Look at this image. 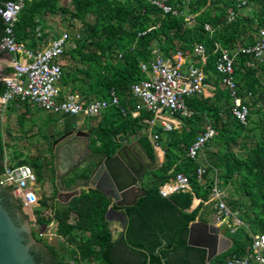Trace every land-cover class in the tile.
Listing matches in <instances>:
<instances>
[{
  "label": "trees",
  "instance_id": "16d2710c",
  "mask_svg": "<svg viewBox=\"0 0 264 264\" xmlns=\"http://www.w3.org/2000/svg\"><path fill=\"white\" fill-rule=\"evenodd\" d=\"M6 1L0 0V5ZM61 1L25 2L13 32L17 42L35 49L37 44L47 41L46 33L41 31L38 35L45 17L59 14L72 25L80 23L78 34L69 35L71 46L60 60V85L70 94H78L84 104L108 100L109 92L114 90L124 109L123 114L118 108L109 107L99 117L87 118L96 122L91 132L94 151L111 156L122 143L135 139L152 160L156 159L147 134L148 121L153 115L144 109H140L136 117L131 114L136 108L131 87L146 78L139 64L149 63L153 50L166 58L176 52L192 58L194 47L202 46L206 57L205 82L211 80L215 90L210 97L194 95L185 99L192 115L180 118V128L164 132L159 124L152 127L151 134L158 136L156 144L164 152V161L157 170L145 172L144 178L152 176L150 183L141 184L147 193L145 197L131 207L113 206L115 212L126 216L124 231L117 239L112 238V220L106 218L113 195L106 181L100 184V191H82L65 205L49 203L55 194L41 199L40 211H34L36 225L56 222V235L60 239L55 247L34 238L47 249L50 264H206V250L187 245L188 228L199 216L203 203L208 201L215 181L218 187L225 188L236 174L249 182L252 216L245 213L240 216L247 227L241 226L233 234L220 229L232 240V247L208 264H227L233 256H253L252 236L264 233V129L251 116L264 110V57L257 59L253 54H239L234 58L233 80L237 95L249 108L246 125L232 115L233 103L221 82L222 77L215 71V63L222 51L232 54L237 48L252 47L261 40L264 0H190L185 3L169 0L172 7L179 5L181 16L164 14L148 0H69L68 5L60 4ZM240 12H244L242 17L237 15ZM185 15L192 17L189 24ZM205 26L211 32L206 31ZM3 32L0 16V37ZM193 58L196 61L193 65L198 66V58ZM4 90L0 81V94ZM13 105L16 104L9 106ZM208 122L217 135L205 147L209 151L206 150L202 182L197 178L201 162L188 158V149L203 134ZM238 139L242 140L240 148L247 151L245 159L236 157L229 148L236 145ZM7 145L2 143L0 131V176ZM20 164L30 165L37 175L36 182H40L41 166L29 164L27 160L11 165ZM171 173L184 174L191 192L178 191L162 197L159 189ZM193 197L201 203L188 212ZM228 205L233 210L238 207L231 199ZM18 207H22L20 201ZM42 209H49L50 215H44ZM110 217L114 219V214ZM120 247L124 250L116 255L115 250ZM121 256H124L122 261L116 259Z\"/></svg>",
  "mask_w": 264,
  "mask_h": 264
},
{
  "label": "built area",
  "instance_id": "2783aa9c",
  "mask_svg": "<svg viewBox=\"0 0 264 264\" xmlns=\"http://www.w3.org/2000/svg\"><path fill=\"white\" fill-rule=\"evenodd\" d=\"M28 1L30 0H8L0 5V16L4 24V34L0 37V50L12 56L8 62L12 69L11 74L0 78L5 86L4 92L0 94V112L12 103L18 105L17 102H28L46 112L83 119L97 118L109 107H116L124 114L114 90L109 92L108 100H93L86 104L81 102L77 95L64 93L60 85L62 75L60 60L71 46L69 34L62 33L39 50L28 48L24 43L15 40L13 32L15 22L25 2ZM189 1L183 0L184 3ZM148 2L164 14L183 15L179 5L174 8L168 4L169 0H148ZM205 30L211 32L208 26H205ZM236 50L232 54L222 51L215 63V71L222 77L221 82L228 89L233 103L232 115L238 122L246 125L249 108L237 95L233 80V63L234 58L239 54H253L257 59H261L264 56V32H261V40L254 46ZM193 57H197L201 65L190 64L184 69V57L180 52L171 58H164L156 53V57L148 64H140L141 70L149 72L150 75L147 80L131 87L132 96L136 99V108L131 114L132 117H136L140 109H144L153 115L148 121L149 134L156 124H159L164 132L177 128L180 125V118H188L192 115V111L185 105V99L194 95H205L208 87L205 82L207 75L203 70L206 57L202 46L194 47ZM248 97L250 94L247 95ZM215 136L216 130L211 124H207L203 134L189 147L188 158H197L205 145ZM149 138L156 149L158 136L151 134ZM2 167L0 186L11 188L22 207L32 210L39 201L34 189L36 176L32 167L26 164L11 165L6 160H3ZM204 173V167L198 168L197 178L200 180ZM187 190H189L187 177L182 173H171L169 180L159 189V194L167 197L174 192ZM211 195L215 222L222 226L229 225L232 221L236 226L234 214L223 201L221 190H217L214 186ZM33 221L35 223L34 219ZM236 222L239 223L238 219ZM250 249L256 262L264 264V233L252 236ZM227 264H249V262L248 258L235 257L228 260Z\"/></svg>",
  "mask_w": 264,
  "mask_h": 264
},
{
  "label": "water",
  "instance_id": "95a60500",
  "mask_svg": "<svg viewBox=\"0 0 264 264\" xmlns=\"http://www.w3.org/2000/svg\"><path fill=\"white\" fill-rule=\"evenodd\" d=\"M49 131L53 132V129L50 128ZM60 135L61 132L56 134V138L60 137L58 142L69 137L68 134ZM80 135L84 133H76L75 138ZM86 149L82 153L79 143L66 141L54 150L57 171L54 184L59 191L57 200H60L59 193L65 197L64 202H67L79 196L82 191H100V184L106 181L113 190L106 218L112 220L110 214H114L117 218L113 220L124 230L126 216L115 212L113 206L131 207L138 199L145 197L147 193L141 186L145 171H154L158 166L137 142L122 143L112 156L99 151L90 152L87 146ZM81 154L85 157L74 167V162L81 160ZM215 224L213 219L210 222L196 219L188 228L187 245L205 249L207 263L232 247V240ZM35 243L37 244L31 235L29 221L18 225L3 205L0 186V264H37L31 253V246Z\"/></svg>",
  "mask_w": 264,
  "mask_h": 264
},
{
  "label": "rangeland",
  "instance_id": "374dc122",
  "mask_svg": "<svg viewBox=\"0 0 264 264\" xmlns=\"http://www.w3.org/2000/svg\"><path fill=\"white\" fill-rule=\"evenodd\" d=\"M64 4L68 5V2L64 1L63 5ZM243 13L244 12H242V13L240 12L237 15L239 17H242ZM185 16H186L185 21L189 24V21L192 20V17L190 15H185ZM55 18L53 19V22H55L53 30H52L53 34L59 35L62 33H67L70 36L78 34V32L81 28V25L79 22H75L72 25L71 23H69V21L62 20V18H60L59 16H56ZM192 23L193 22H191V24ZM155 57H156V55L154 56V58ZM62 63L65 64L64 61ZM208 96H210V94L208 95V93H207V95H205L204 97H208ZM30 112L32 115L31 118L20 119V121H19L20 128H21L20 130H22L21 136L24 139H22L18 136H13V135L11 138L8 137V139H7V134H8L7 132L8 131L6 129H4V126H3V123L5 121H4V119L2 121V118H0V122H1L0 130H1V135H2L1 141L3 144L4 143L8 144L7 147H5L6 151H4V154L6 153L7 154L6 157L9 158V160H10V155L7 152L15 151L17 154H20V156H22L24 158V160H27L29 164L32 163L34 166H38V167L43 165L45 168V163H44L45 159L43 157L47 156V151H46L47 146H46V140L45 139H46V137L48 135V131H49V129L47 128L46 125L48 122L51 121V119H54V117H57V115H54V113H50V112H46V111H42V110L40 111L37 109H32ZM68 118H76L80 121H86L87 125L89 123L94 124V121L90 120V119H81L79 117H68ZM251 119L257 123L260 122L261 127H263V129H264V110L261 113H259V115H252ZM95 124H96V122H95ZM24 135H26V136H24ZM241 143H242V140L238 139L236 145L232 144L229 146V148H230V150H232L234 152L236 157H238L240 159H245V157L247 155V151L240 148ZM206 145H205V147H206ZM8 146H11L12 148L8 147ZM207 150L209 151V148H207ZM210 150H211V148H210ZM212 151L215 152V149H213ZM203 152L199 153V155H198L197 160L199 162L203 161L202 160L203 159V155H202ZM155 153H156L155 163L161 165V163L164 161V158H163L161 152L158 150V148L155 149ZM35 163L38 165H36ZM44 168L41 169V172H43ZM43 174H45V172ZM201 181L203 182V179H201ZM248 183L249 182L246 179H244L240 175L236 174L234 176V178L228 182V184L225 188L218 187L217 186L218 185L217 180L215 181V183L213 185V187L216 186L217 190L218 189L221 190V193L224 196L223 201L225 202V204L227 205L229 210H231L233 212L234 223L237 227H239V226L240 227L242 226L245 228L247 227L246 224L242 223V225H240L239 223H237L236 222L237 218H240V216H242L244 213L247 214L248 216H252V212H251L252 199L250 197V193H249V187L250 186ZM34 189H35L36 195L38 197L41 196V192H43V191L40 190V183H37V185L34 186ZM47 190L43 192L46 195H47ZM212 197L213 196L211 195L209 201L207 202V205H205V206L203 205L204 207L202 209L205 211V213H206V211H208V215L214 216L215 210L213 211L214 204L211 201ZM229 199L234 200L235 202L238 203V207L236 209L233 210L232 206L228 205ZM56 202H57V200L55 199V196H54V198L51 199V201H49V203H56ZM58 202L62 203V202H64V200H59ZM39 206H35L34 208H32V210H34L35 212L40 211L39 209H37ZM24 210H25L26 214H30L28 221L31 224L32 230L35 232L34 237L36 239H40L41 240L40 242H46L50 246L58 247V243H59L58 238L53 235V231L55 228L54 224L53 223H52L53 225L48 224L47 226H44L45 230H42L43 227H40V226L36 225L34 222L30 221V220H33V217H31L30 210L29 209H24ZM42 213L44 215L49 216L50 210L49 209H42ZM224 227L228 228L227 225H225ZM227 232L229 233L230 230ZM230 233L232 234L233 231H231ZM34 245L42 246L39 243H37V244L35 243ZM45 256H47L48 258L50 257L48 252L45 253ZM49 260H50V258H49Z\"/></svg>",
  "mask_w": 264,
  "mask_h": 264
},
{
  "label": "crops",
  "instance_id": "0c3cea01",
  "mask_svg": "<svg viewBox=\"0 0 264 264\" xmlns=\"http://www.w3.org/2000/svg\"><path fill=\"white\" fill-rule=\"evenodd\" d=\"M31 1V0H30ZM64 1H67L68 2V4H69V0H62L61 2H60V4H63V2ZM56 16H59V14H57V15H54V16H47V17H45L44 19H43V22H42V25L40 26V28H38V30H39V32H38V35H39V33L41 32V31H43V33H46L47 35H48V37L46 38V43L44 44V43H42V44H37L36 45V48L34 49V50H39V49H41V48H43L51 39H52V37L53 36H56V34H53L52 33V30H53V27H54V24H55V22H53V19L56 17ZM60 18H61V16H59ZM56 19V18H55ZM56 21V20H55ZM58 35V34H57ZM61 34H59V36H60ZM158 53L156 50L154 51H152V58H151V60L150 61H152L153 60V58H154V56L156 55V53ZM177 53V52H176ZM175 53V54H176ZM159 54V53H158ZM175 54H173V55H171V57L172 56H174ZM161 55V54H160ZM183 56V55H182ZM164 57V56H163ZM171 57H169V58H171ZM184 57V56H183ZM11 58H12V56L10 55V54H8V53H6V52H4V51H2V50H0V78L1 77H3V76H6V75H9V74H11V72H12V69L9 67V61L11 60ZM164 58H166V57H164ZM184 59V66H183V68L184 69H186L190 64H193L194 62H196L195 61V58H186V57H184L183 58ZM197 60V59H196ZM199 60V59H198ZM194 61V62H193ZM200 61V60H199ZM63 62V61H62ZM141 64V63H140ZM140 64H139V68H140ZM148 64V63H147ZM199 65H201V62H199ZM11 70V71H10ZM10 71V72H9ZM140 71H141V73L143 74V75H145V79L144 80H147L148 78H149V72H143L142 70H141V68H140ZM144 80H142V81H144ZM141 82V81H140ZM139 82V83H140ZM212 81L210 80L208 83L206 82V84H207V89H206V91H205V95H207V93H208V95L210 94V96H211V94H212V92L215 90V87H214V85L211 83ZM137 84V83H136ZM61 88H62V90L64 91V93H69V91L67 90V89H65L63 86H61ZM78 97H80L78 94H76ZM205 95H202V96H205ZM210 96H208V97H210ZM109 98V97H108ZM136 100V99H135ZM93 101V100H92ZM231 101V100H230ZM91 102V101H90ZM19 107V108H18ZM32 109H37V110H40L41 111V109H39L38 107H36L35 105H33V104H31V103H28L27 102V104H21V105H13V106H7L6 108H4L1 112H0V118H2V121H3V119H4V123H3V126H4V129H6L8 132V134H7V139H8V137H12V135L13 136H18V137H20V138H22V136H21V134H22V130H20L21 128H20V123H19V121H20V119H26V118H31L32 117V115H31V110ZM43 111V110H42ZM54 115H57V117H54V119H51V121L50 122H48L47 123V128L48 129H50V128H52L53 129V132L52 131H49V134L47 135V137H46V142H47V140H48V136H50L51 134H54V131L55 132H60V131H62L63 129L64 130H69V129H72L74 126L76 127V128H74V129H81V132H85V129H86V127H84V129L82 130V127H79L78 125H79V123H80V120L78 121V119H76V118H68V117H72V116H64V115H61V114H54ZM67 117V118H66ZM70 119H76L77 121H76V123H73V122H71L70 121ZM81 119H83V118H81ZM15 121V122H14ZM180 121H181V119H180ZM90 124V123H89ZM87 125V127L90 129V133L92 132V128H93V126H95V121H94V124H90V125ZM208 124H211L212 125V123L211 122H208ZM0 125H1V122H0ZM207 125V124H206ZM205 125V126H206ZM180 126H181V123H180V125L177 127V128H175V129H178V128H180ZM204 126V127H205ZM213 126V125H212ZM149 127V126H148ZM1 128V127H0ZM215 129V128H214ZM5 130V131H6ZM174 130V129H173ZM216 130V129H215ZM1 131V130H0ZM18 132V133H17ZM150 132H149V128L147 129V134H148V137H150V135L151 134H149ZM75 134V133H74ZM153 135V134H152ZM216 135H217V132H216ZM24 136H26V135H24ZM92 136V135H91ZM19 138V139H20ZM1 139H2V135H1ZM15 139V138H14ZM22 139H24V138H22ZM150 139V138H149ZM129 140H135V139H129ZM137 141V140H136ZM151 141V140H150ZM138 143V142H137ZM152 143V142H151ZM152 145H153V143H152ZM8 147H11V146H8ZM12 148V147H11ZM153 148H154V145H153ZM156 148H159V151L162 153V156H163V158H164V152H163V150L161 149V147L160 146H158L157 145V147ZM10 150V149H9ZM54 150H55V148L53 147V149L52 148H49V152L51 153L52 151L54 152ZM206 150H207V148H204L203 149V153H202V155H203V161H201V165L202 166H199V167H204L205 168V166H206V160H205V155H206ZM5 151H6V149H5ZM154 152H155V149H154ZM9 155H10V160H9V158H7L6 157V153H5V157H4V160H6V161H8L9 163H11V164H14L15 162H18V161H21V160H24V158L22 157V156H20V154H17L15 151H9V152H7ZM16 155H18L17 156V158H16ZM155 155H156V153H155ZM195 159H198V157L197 158H195ZM28 162V161H27ZM157 166L159 167L160 165L159 164H157ZM157 167V168H158ZM198 167V168H199ZM157 170V169H156ZM150 171V170H149ZM155 171V170H154ZM150 172H152V171H150ZM35 176H36V179H37V175L35 174ZM40 177H41V180H40V182H36V185H37V183H40V190L41 191H46L47 189V195L46 194H44L43 192H41V196H39V201H38V203L41 201V199L43 198V197H46V198H49L50 197V187H49V183L48 182H45V177H44V174L41 172L40 173ZM150 178H152V176H151V174L150 175H148V177L146 176L144 179H143V181H142V184H146V183H150V181H151V179ZM48 180H50V179H48ZM42 183V184H41ZM188 192H191L190 191V187H189V190H187ZM210 196H211V194H210ZM168 197V196H167ZM209 199H210V197H209ZM209 199H208V201H209ZM71 200V199H70ZM69 200V201H70ZM69 201H67V202H62V203H60V202H56V203H54V204H60V205H65V204H67ZM207 201V202H208ZM207 202H204L203 203V205L205 206V205H207ZM201 203V200L200 199H197V198H195V197H193V200H192V204H191V207H190V209H189V212H191V211H193L194 209H196L198 206H199V204ZM204 206H202V208L204 207ZM201 208V210H200V212H199V216L196 218V219H198V221H203V222H210L212 219L213 220H215L214 219V216L212 215H208V211H206V213H205V211L203 210ZM213 211H214V208H213ZM114 218H117V216H115L114 215ZM33 219H34V217H33ZM195 219V220H196ZM238 219V221H239V224L240 225H242V223L244 224V222L243 221H241L239 218H237ZM194 220V221H195ZM30 221H32V222H34L33 220H30ZM193 221V222H194ZM54 224V231H53V235L55 236V237H57L58 238V241H60V239H59V237L56 235V230H57V223L56 222H51V223H49V224ZM52 224V225H53ZM111 231H112V238L113 239H117L118 237H119V235L124 231V230H121V227H120V224L117 222V221H115V220H113L112 219V221H111ZM51 225V226H52ZM217 227H219L220 229H225L226 231H229L230 230V232L231 231H233V233L240 227H237V226H234V224H233V222L232 221H230L229 222V225H227V227L228 228H225L224 226L225 225H222V226H219L217 223L215 224ZM47 226V225H46ZM40 227H43L42 228V230H45L44 229V226H40ZM228 233V234H231V233ZM232 233V234H233ZM52 235V234H51ZM228 237V236H227ZM229 238V237H228ZM230 239V238H229ZM231 240V239H230ZM36 241V240H35ZM37 242V241H36ZM37 243H39V244H41L40 242H37ZM186 243H187V239H186ZM47 244V243H46ZM42 245V244H41ZM49 245V244H48ZM119 246V245H118ZM42 247H43V245H42ZM43 248H45V247H43ZM45 250H46V252H48L47 251V249L45 248ZM124 249H123V247H120V249H116L115 250V254L116 253H118V252H120V251H123ZM117 255V254H116ZM116 259L117 260H119V261H122V259H124V256H121V258H119V257H116ZM205 263L206 264H208L207 262H206V259H205ZM80 264H95L94 262H90V263H88V262H86V263H80Z\"/></svg>",
  "mask_w": 264,
  "mask_h": 264
},
{
  "label": "flooded vegetation",
  "instance_id": "af4514ba",
  "mask_svg": "<svg viewBox=\"0 0 264 264\" xmlns=\"http://www.w3.org/2000/svg\"><path fill=\"white\" fill-rule=\"evenodd\" d=\"M70 121L73 122V123H76L77 120L76 119H70ZM78 126L82 127V130L84 129V127H86L84 135H82V136L80 135L79 137L75 138L76 133L81 132V130L80 129H77V130L74 129V128H76L74 126L72 129H69L67 131L64 130V129L62 131H60L61 132L60 136H62L64 134H68L69 135V137H67L65 140L58 142L60 137L56 138V134H58L60 132H55L54 131L53 135L48 136L49 138H48V140L46 142L47 156L43 157L45 159V161H44L45 168H44L43 165H41V169L44 168L42 173L45 172V174H44V177L46 178L45 182L49 183L50 197L53 194H55L54 196H55L56 200H57V193L59 192L58 189L55 187V184H54V180H55L56 175H57V171L55 170L56 156H55L53 151L51 153L49 152V148L53 149V147H54L55 150H56L60 144L66 142V141H72V142L79 143V147H81L82 153H84L87 150L86 146H87V148H89L90 152H97V151H94L93 148H92L91 133H90V129L87 127L86 121H80ZM73 138H75V140H73ZM135 142H137V141L136 140H128L127 142H124V143L131 144V143H135ZM80 156H81L80 157L81 160H79V161L77 160L76 162H74V167L78 163H80L82 161V159L85 157L84 154H81ZM48 179H50V180H48ZM142 181H141V184H142ZM60 194L61 193L58 194L60 200H64L65 197L64 196H60ZM1 197L3 199V205L5 206L7 211L10 213V215L13 217V219L17 222L18 225H22L26 220H29L30 214H26L23 207H21V208L18 207V201L19 200L16 197V194L11 190V188L1 187ZM57 201H59V199ZM39 205L40 204L38 203L37 206H39ZM30 213H32L31 217H34V220H35L34 210H30ZM35 224H36V221H35ZM30 227H31V224H30ZM34 234H35V232L32 230V227H31V235H32L33 238H35ZM25 238H27L26 235H25ZM31 253L33 254L37 264H50V260H49L50 257L48 258L47 256H45L46 250L42 246H39V245L31 246Z\"/></svg>",
  "mask_w": 264,
  "mask_h": 264
},
{
  "label": "bare ground",
  "instance_id": "6f19581e",
  "mask_svg": "<svg viewBox=\"0 0 264 264\" xmlns=\"http://www.w3.org/2000/svg\"><path fill=\"white\" fill-rule=\"evenodd\" d=\"M162 154V153H161ZM220 229V228H219ZM221 255V254H220ZM232 258H235V256H233ZM231 258V259H232ZM236 258H248V262H249V264H258L257 262H256V260H255V257H254V254H253V256H243V257H236Z\"/></svg>",
  "mask_w": 264,
  "mask_h": 264
}]
</instances>
